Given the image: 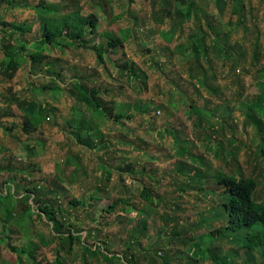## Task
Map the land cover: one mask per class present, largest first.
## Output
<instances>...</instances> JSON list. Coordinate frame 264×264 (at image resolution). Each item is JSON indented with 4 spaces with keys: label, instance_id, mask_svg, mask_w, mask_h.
<instances>
[{
    "label": "rangeland",
    "instance_id": "rangeland-1",
    "mask_svg": "<svg viewBox=\"0 0 264 264\" xmlns=\"http://www.w3.org/2000/svg\"><path fill=\"white\" fill-rule=\"evenodd\" d=\"M49 4L58 16L95 15L96 33L34 63L37 6ZM108 35L123 45L109 48ZM5 44L25 50L14 76H0V195L14 197L17 220L4 224L0 211V264H213L197 253L205 245L227 264L261 260L200 236L223 222L217 173L255 178L264 203V0H6L0 61ZM75 82L101 90L102 108L124 117L83 107ZM10 98L43 107L30 133ZM80 121L89 145L77 137Z\"/></svg>",
    "mask_w": 264,
    "mask_h": 264
},
{
    "label": "trees",
    "instance_id": "trees-1",
    "mask_svg": "<svg viewBox=\"0 0 264 264\" xmlns=\"http://www.w3.org/2000/svg\"><path fill=\"white\" fill-rule=\"evenodd\" d=\"M6 0H0V4ZM177 4L186 5L188 0H175ZM135 0H128L129 4L134 3ZM190 4L192 3L189 2ZM102 3V8L104 7ZM192 5V4H191ZM55 4L37 6L40 15L41 22V31L42 36L40 40L36 42L35 52L29 54L32 62L37 63L43 60L41 52L48 47L59 45V46H68V47H84L86 46V37L91 36L96 33V25L98 19L95 15L89 14L87 16L82 15L79 11H73L72 13L58 16L55 14L57 11ZM54 13V15H52ZM3 26H8L12 28L13 31L24 34L28 29L25 25H15L14 23L2 21ZM108 47L114 48L117 46L123 45L122 38H115L114 36L108 35ZM200 40V38L196 37ZM4 48V58L0 61V76L6 78H12L16 73L17 69L20 66L21 61L24 56L22 52L25 50V46L22 48L13 49L10 44H5ZM181 53H186L188 51L186 48L182 47ZM200 52L207 54V48L198 49L192 48L189 49L194 57H198ZM98 58L100 61H103V53L101 50L97 51ZM74 89L76 91L75 99L86 109L91 110L95 114H102L107 119L115 118L120 120L124 117L122 113H114L113 111L106 112V109L103 107V102L101 101V90L96 88H88L85 84L75 82ZM263 99V97L261 98ZM11 103L15 102L20 110L23 112V121L24 128L23 130L26 133H30L34 130L42 121H43V107L34 101H22L13 98L8 99ZM264 100V99H263ZM261 106L262 100L259 101ZM262 108V106H261ZM75 120H73L74 122ZM75 123V122H74ZM79 127L77 129L78 139L85 140L87 138L86 144H90V139L93 136L88 134L89 124H84L83 121L78 122ZM72 123L70 122V126ZM94 138V137H93ZM264 154V151H263ZM108 179H110V174ZM216 181V186L212 191L216 192L219 190L217 184L220 188L221 195V207L223 209L224 215L222 217V224L218 228H214L210 233L206 235H201V240H208L211 242L214 238L219 241H225L233 245H237L242 249L248 250L250 255L254 252L259 251L261 253V260L257 261L256 264H264V203H259L255 199L256 192L258 190V181L253 177H244L237 175H225L222 173H217L214 176ZM26 192L30 196L35 198H40L37 196V191L35 189H26ZM53 193L56 194V190H53ZM144 199L147 203L154 205L155 200L143 192ZM36 202L39 200L35 199ZM14 197L10 194L0 195V205H1V215L4 224L16 223V217L14 215ZM42 205V202L39 203ZM70 205L78 207L80 202L76 199H71L69 201ZM113 208H108L106 211L111 212ZM40 211L47 215L51 221L56 222L53 214L50 215L46 213L47 210L41 208ZM29 215H32L30 209L27 210ZM66 231L70 234V246L73 244L74 237L71 232V226L65 227ZM192 239V237H190ZM46 245L48 243L45 242ZM22 252H29L31 250H23ZM198 254H202L205 259H210L213 264H227L225 261L226 258H220L218 255H214L213 251L209 248L208 245L200 247L197 249ZM58 264H62L58 260Z\"/></svg>",
    "mask_w": 264,
    "mask_h": 264
}]
</instances>
